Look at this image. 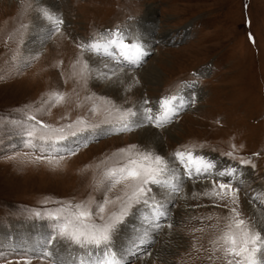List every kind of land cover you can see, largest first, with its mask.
<instances>
[{
	"label": "rangeland",
	"instance_id": "1",
	"mask_svg": "<svg viewBox=\"0 0 264 264\" xmlns=\"http://www.w3.org/2000/svg\"><path fill=\"white\" fill-rule=\"evenodd\" d=\"M3 1L0 0V235L7 239L0 245V264L20 259L23 251L16 245L18 236L47 233L45 222L34 218L35 211H54L59 207L56 201L84 202L90 196L102 199L103 192L96 184L102 179L103 169L115 162L108 158L129 144L142 145L136 135L144 129L110 135L90 141L57 168L31 162L33 150L24 144L20 121L27 126L28 115L55 126L67 124L89 115V102L83 101L89 92L123 103V97L103 91L105 86L95 88L90 80L86 90L72 76L71 65L79 54L74 38L88 39L107 29L119 28L140 36L151 51L143 68L157 66L162 75L161 84L151 86L138 75L143 68L137 70L140 86L129 94L130 103L138 102L145 94L155 99L181 90L195 98V104L166 128L169 132L149 127L161 133L165 145V152L155 150L168 156L187 146L215 160L218 167L238 164L225 155L228 152L251 159L255 168L245 167L247 179L240 192V207L246 216L250 215L249 198L254 191L264 190V0H52L66 21L64 35L42 49L37 45L36 50L43 54L30 66L24 63L29 45H20L19 41L21 33L25 42L32 38L31 28L24 31L21 25L33 22L38 0ZM17 50L21 54L13 59ZM60 61L63 64L56 67ZM184 83H195L196 87L183 89ZM57 91L67 94L65 103L55 107L45 104ZM77 103L83 107L78 108ZM90 119L96 122L101 117ZM191 185L195 187L189 190ZM206 186L210 187L186 181L188 198L178 199L177 207L172 209L174 221L178 222L174 229H165L154 244L144 246L139 258L130 257V264H142L143 258H148L150 264H212L207 259L208 252L196 249L210 248L209 240L215 233L210 226L217 223L216 216L222 217L226 211L214 207V201L207 197L191 198L192 192H202ZM120 192L118 186L109 196L114 198ZM209 215L214 219H201ZM198 228L205 231H194ZM26 230L34 233L30 235ZM170 238H180L179 247H168ZM146 251L152 255L146 256ZM33 264L41 262L34 260Z\"/></svg>",
	"mask_w": 264,
	"mask_h": 264
},
{
	"label": "snow or ice",
	"instance_id": "2",
	"mask_svg": "<svg viewBox=\"0 0 264 264\" xmlns=\"http://www.w3.org/2000/svg\"><path fill=\"white\" fill-rule=\"evenodd\" d=\"M33 11V22L21 25L24 31L31 28L32 38L25 42L21 33L20 45L37 44L42 49L55 37L64 35L66 21L54 5L38 0ZM73 42L79 54L71 65L72 76L86 90L91 80L119 91L123 103L117 104L109 96L89 92L83 97V101L89 102L88 116H79L60 126L44 123L35 115L26 116L30 123L25 126V122L20 121V125L25 146L33 150L31 162L58 168L63 160L77 155L90 141L149 127L164 130L179 119L181 112L195 104V98L183 90L155 99L145 94L138 102L130 103L129 94L140 86V78L135 73L151 55L143 39L131 31L107 29L88 39L74 38ZM27 50L25 66H30L43 54L40 50ZM20 54L17 50L13 59ZM62 64L60 61L56 67ZM195 87V83L183 84V89ZM66 97V93L53 92L45 104L55 107L65 103ZM76 106L83 107L81 103ZM90 117L101 119L92 122ZM225 155L238 164L218 167L215 160L187 146L168 156L159 154L150 144H129L117 149L108 158L115 162L103 169L102 179L96 184L103 192L102 199L90 196L84 202L56 201L59 207L54 211H35L34 218L45 222L48 231L26 248L20 259L9 264H33L34 260L41 264H130L129 258H139L137 254L144 246L154 244L165 229H174L178 222L174 221L172 209L177 207L178 199L188 198L186 181L209 184L202 192H192L191 198L207 197L214 201V207L226 211V215L216 216L217 223L210 226L215 229L209 240L210 248L201 246L196 250L208 252L207 259L212 264L217 261L220 264H264V190L253 192L248 200L253 214L246 216L240 207V192L246 184L245 167L254 169L255 165L251 159L233 152ZM24 156L28 157L29 153ZM118 186L120 194L110 198L109 194ZM136 218L141 221L140 227L125 240L124 230ZM201 219L211 221L214 217ZM194 231L204 232L205 229ZM168 234L171 235V231ZM145 255L152 253L146 251Z\"/></svg>",
	"mask_w": 264,
	"mask_h": 264
},
{
	"label": "bare ground",
	"instance_id": "3",
	"mask_svg": "<svg viewBox=\"0 0 264 264\" xmlns=\"http://www.w3.org/2000/svg\"><path fill=\"white\" fill-rule=\"evenodd\" d=\"M4 3L6 2V0H4L3 1ZM47 3H49V4H51V5H53V1L52 0H47ZM11 5V8H13V7H15V3L14 2H12V4H10ZM7 8V7H6ZM154 10H152L151 9V12H153ZM149 15V14H148ZM152 23H155V21L154 22H152ZM149 30H150V35H151V31L153 30L152 29V27H150L149 28ZM146 32H147V34H149L148 33V29H146ZM150 42V41H149ZM37 44H31V45H29L28 46V48L27 49H31V50H33V51H35L36 49H37V47H39V45L37 46ZM49 51V50H48ZM56 51V50H55ZM51 54H52V52H51ZM44 62V61H43ZM138 75H140L141 76V79H142V81L144 82V83H146V84H148V85H151V86H159L160 84H161V77H162V75H161V72L159 71V69L157 68V66H150V67H147V68H143L142 70H141V72L138 74ZM93 84H94V86H95V88L98 86V85H103V86H105L104 88H103V91H106V93H109L110 95H112V96H115L116 98L118 97V98H121V97H123L122 96V93H120L119 91H117V90H112V89H110L107 85H105V84H98V83H96V82H93ZM102 86V87H103ZM106 89V90H105ZM140 95V94H139ZM167 130V129H166ZM168 131V130H167ZM169 132V131H168ZM169 135L172 137V138H174V135L170 132L169 133ZM136 138H138V140L141 142V144L142 145H147V144H150V145H152L156 150H158V151H160V152H165V148H164V146L165 145H163L162 144V136H161V133H159L158 131H156V130H154V129H150V128H145L144 130H142V132H138V134L136 135ZM198 186V185H197ZM203 186V185H202ZM193 187H195V186H193V185H191V186H189L188 187V189L190 190V188H193ZM185 210H187V208H185ZM248 210L250 211V215H252L253 214V208H252V206L249 204L248 205ZM186 212V211H185ZM141 223V221H140V219L139 218H136V219H133L132 221H131V223H130V225H129V227L128 228H126L125 230H124V232H125V235H124V239L126 240L127 238H128V236H129V234L130 235H132V233L134 232V230L136 229V227L138 226V224H140ZM15 233V232H14ZM25 233H34L33 231H25ZM30 234V235H31ZM38 234L39 235H41V236H38ZM17 236H18V234H16ZM38 237H34V236H30L29 238H24L23 236L21 237V236H18L17 238H16V240L18 241V244H16L17 245V247L18 248H20V250H22V251H24L26 248H29V247H31L32 245H34L37 241H39V239L44 235V233H42V232H40V233H37L36 234ZM126 236V237H125ZM16 237V236H15ZM178 237V236H177ZM37 238H39V239H37ZM3 239L4 240H6L7 238H6V236L4 235V234H2V235H0V245H3V244H5L4 243V241H3ZM168 241H170L169 242V244L170 245H168V247H170V248H172V247H179V245L181 244V239L180 238H173V239H171L170 238V240H168ZM17 243V242H16ZM7 244H9V242L7 243ZM164 248V247H163ZM168 249V248H167ZM160 250H162V248H159L158 249V251L160 252ZM163 252H166V251H163ZM171 252L170 251H168V252H166V254H170ZM138 255V254H137ZM162 255V254H161ZM142 264H150L149 263V260H148V258H143L142 259Z\"/></svg>",
	"mask_w": 264,
	"mask_h": 264
}]
</instances>
